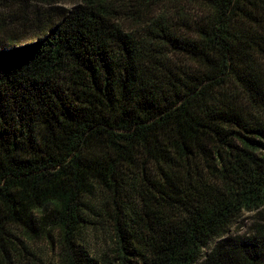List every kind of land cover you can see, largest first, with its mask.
<instances>
[{
	"label": "trees",
	"instance_id": "trees-1",
	"mask_svg": "<svg viewBox=\"0 0 264 264\" xmlns=\"http://www.w3.org/2000/svg\"><path fill=\"white\" fill-rule=\"evenodd\" d=\"M62 1L0 0V264H264L230 230L264 217V0Z\"/></svg>",
	"mask_w": 264,
	"mask_h": 264
},
{
	"label": "rangeland",
	"instance_id": "rangeland-1",
	"mask_svg": "<svg viewBox=\"0 0 264 264\" xmlns=\"http://www.w3.org/2000/svg\"><path fill=\"white\" fill-rule=\"evenodd\" d=\"M72 0H65L62 2H59L58 5L69 7L71 6ZM44 7V6H43ZM1 10V9H0ZM264 217H261L259 215H256L254 211H245L240 216V218L237 220V222L231 227L232 233H238V234H248L255 228V224L257 221H264L262 220ZM96 246H98L97 243H95ZM55 253L51 250H48L46 260H50L51 262H55Z\"/></svg>",
	"mask_w": 264,
	"mask_h": 264
}]
</instances>
